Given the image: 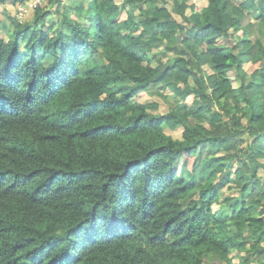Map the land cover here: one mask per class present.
Here are the masks:
<instances>
[{
    "label": "trees",
    "instance_id": "16d2710c",
    "mask_svg": "<svg viewBox=\"0 0 264 264\" xmlns=\"http://www.w3.org/2000/svg\"><path fill=\"white\" fill-rule=\"evenodd\" d=\"M49 2L0 22V264H264V0Z\"/></svg>",
    "mask_w": 264,
    "mask_h": 264
},
{
    "label": "rangeland",
    "instance_id": "374dc122",
    "mask_svg": "<svg viewBox=\"0 0 264 264\" xmlns=\"http://www.w3.org/2000/svg\"><path fill=\"white\" fill-rule=\"evenodd\" d=\"M7 3H0V22L3 24V21H5L6 25L10 24L9 22V18H7V15H12L14 16V18L18 19L21 22H32L33 21V15L35 13V9L36 8H49L50 10H54L57 7V4L54 3H50L49 0H31L29 2V4H27L26 6H14L12 5L9 0H6ZM67 1V0H66ZM117 2H120V0H116ZM170 1V0H168ZM172 1V0H171ZM233 2H235L236 5H238V3L242 2L243 0H232ZM189 2H192L195 6L194 9L192 10V12L194 13H200V10L206 6L207 4V0H189ZM8 11V12H7ZM61 13V9L59 10ZM245 12H247V10H245ZM191 14V9H187L186 10V17L188 18ZM175 17L179 20L180 17L178 15H175ZM200 17V16H198ZM48 19H53L54 15L51 14L47 17ZM250 16H248V18H242L241 22L245 23L247 21H250ZM14 29V27H12L11 25H8L6 27L5 31H2V38L4 40L7 39V32L8 31H12ZM259 30L255 27L251 33L248 34V38L254 42L256 40L257 35L259 34ZM218 42H221V37L218 38ZM165 48L164 46L159 47L157 50L154 49L153 51H159V56L161 57V61L164 63L165 61H167L168 56H170L171 54L166 53L165 52ZM249 65V62H245L243 64L244 68H247ZM203 70L206 72V74H210L211 71L210 69L207 67V65L203 66ZM190 84L194 85V79L191 80ZM232 85L234 88H237L240 85V80L238 79H232ZM177 99V96H175L171 90H169L168 87L165 88H161L159 86H154L152 88H150V90L146 91V92H142L137 96H134L131 99V102L133 103H142V104H146V105H156L155 108H150L147 107V111L150 113H154V114H165L167 112H169V110L173 107L175 108V112L179 111L182 112L183 108L186 107L188 105L192 104L193 101V95L188 96L184 102H180L177 103L175 100ZM195 121V119L190 116L189 117V123L193 124ZM200 121V119H199ZM202 123H204L203 121H201ZM164 131L166 134L170 135L173 139H182V131H183V127L181 125H176V126H168V125H164ZM245 144L243 143V146ZM242 146V147H243ZM242 147L240 149V153H242ZM221 155L220 153L217 155L219 156ZM241 167L242 164L238 163L237 164L235 162L231 163V169L234 170L235 168ZM200 181H203V178L200 177L199 178ZM236 184L234 182H230L228 183L222 190H223V195L226 196H231V195H237L238 194V190L235 187ZM213 208L218 209V205H214ZM245 253L244 252H237L236 249H233V251L231 252V256L233 259V262H235L236 264H238L242 258L244 257Z\"/></svg>",
    "mask_w": 264,
    "mask_h": 264
}]
</instances>
